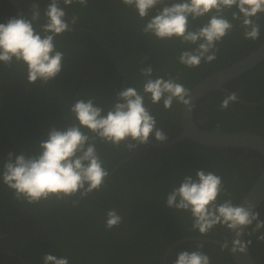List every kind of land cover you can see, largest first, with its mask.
Here are the masks:
<instances>
[{
    "label": "trees",
    "instance_id": "trees-1",
    "mask_svg": "<svg viewBox=\"0 0 264 264\" xmlns=\"http://www.w3.org/2000/svg\"><path fill=\"white\" fill-rule=\"evenodd\" d=\"M18 1L29 14L31 4H39L40 21L34 23V28L40 31L50 0ZM60 6L67 20L72 16L77 20L71 31L55 37L56 49L64 57L54 80L46 84L40 80L28 82L22 63L14 61L6 66L0 62V170L9 152L33 154L36 144L46 138L51 128L63 129L73 123L69 107L76 99L92 97L106 112L119 90L128 86L142 88L144 78L139 69L148 65L153 68V79H167L170 75L190 89L200 78L243 59L264 41V14L257 20L261 27L256 40L245 39L243 29L234 22L232 31L217 43L216 59L189 68L179 63L177 57L196 45L182 44L179 39H156L140 30L159 5L144 19L121 0H88L87 6L64 5L60 0ZM225 15L231 19L230 12ZM10 17H15L14 7L9 1L0 0V23ZM207 19L205 16L190 20V27H199ZM239 82L250 92L257 89L256 102L264 100V59L233 79L230 87L225 86L241 89ZM149 95L145 94L146 106L155 116L157 126L168 139L172 138L181 131V103L174 101L166 110L162 101H148ZM225 96L212 91L199 100L202 107L196 105L193 109L198 127L248 131L264 137V102L245 105L235 101L221 109ZM96 148L109 175L99 191L76 204L72 203L75 196L65 200L51 197L29 204L22 198L15 199L13 190L0 179V249L4 250L0 251V264H43L44 254L67 257L69 264H173L178 252L196 250L198 245L210 257V264H234L228 251L217 244L180 242L194 237L228 242L230 229L217 224L201 235L192 229L190 213L169 209L165 197L185 175L194 176L196 170L204 169L222 178L225 191L217 202L231 198L237 205L264 166L260 152L204 146L187 138L168 147L137 144L133 155L134 148L129 151L123 142L115 147L97 140ZM125 158L128 159L123 162ZM109 209H115L122 217L121 223L111 229L105 227ZM256 211L258 218L264 220V201ZM254 224L245 230V240L251 241L247 247L254 260L264 264V241L257 240L259 233L247 234ZM260 232L264 233V228Z\"/></svg>",
    "mask_w": 264,
    "mask_h": 264
},
{
    "label": "clouds",
    "instance_id": "clouds-1",
    "mask_svg": "<svg viewBox=\"0 0 264 264\" xmlns=\"http://www.w3.org/2000/svg\"><path fill=\"white\" fill-rule=\"evenodd\" d=\"M88 0H63L64 5L79 3L87 6ZM133 8L138 17H149L150 10L155 14L148 18L140 29L145 35L152 34L156 39H179L182 44L196 45L181 51L177 60L186 67H199L201 62L210 63L219 51L217 43L232 31L234 22L243 29L245 39L256 40L260 36V14H264V0H121ZM235 9V10H233ZM231 13L229 19L225 13ZM41 15L38 3L31 4V15L10 17L0 23V62L6 66L22 63L28 82L40 80L46 84L59 74L64 53L56 49L55 37L72 30L77 17L67 20L60 0H50L46 5V21L40 24V31L34 28ZM207 16L201 26L190 27V20ZM143 61H141L142 63ZM144 78L142 88L125 87L119 90L116 101L105 112L94 102V98L76 99L69 107L73 123L63 129L51 128L46 138L40 140L33 154H13L9 152L0 170V179L11 190L15 199L21 198L29 204L39 203L55 197L65 200L77 197L72 203L99 191L109 175L96 148V141L119 147L123 142L131 151L139 145L147 144L152 136L156 141L168 139L166 133L157 126V120L145 104V94L152 104H159L167 110L176 101L190 105V90L178 83L176 78L153 76L151 65L139 69ZM237 93L226 95L221 109L237 100ZM225 191L222 178L214 172L199 169L194 176L187 174L165 197L169 209L187 211L192 218V229L206 235L217 224L234 230L239 237L250 225L248 235H257L264 241V220H260L255 210V202L245 200L243 205L233 204L231 198L217 202ZM122 217L115 209L106 212L105 227L118 226ZM251 241L239 243L233 251L247 252ZM182 250L176 254L173 264H210V257L200 251ZM43 264H69L67 257L44 254Z\"/></svg>",
    "mask_w": 264,
    "mask_h": 264
},
{
    "label": "water",
    "instance_id": "water-1",
    "mask_svg": "<svg viewBox=\"0 0 264 264\" xmlns=\"http://www.w3.org/2000/svg\"><path fill=\"white\" fill-rule=\"evenodd\" d=\"M14 7L15 17L20 14L30 16L31 14L24 12L18 0H7ZM264 59V41L255 49L251 50L243 59L234 62L228 66L217 69L208 74L204 78H200L195 84L191 86L190 90V105H193L191 110L189 106L181 104L180 106V124L181 131L172 138L163 142H158L149 137L148 144L155 147H168L174 145L178 141L187 138L204 146H211L216 148H236V149H251L260 152L264 157V137L260 134L248 131H212L209 129H202L198 127L193 118V108L197 102L205 95L212 91H223L228 94L230 90L225 86L226 83L240 75L245 74L252 69L260 61ZM136 147L132 155L135 154ZM130 157V156H129ZM128 157V158H129ZM128 158L123 160L126 161ZM245 200H252L255 202V210L264 201V166L258 174L257 178L250 185L244 196L237 205H243ZM3 234L0 233V238ZM189 240L205 241L221 246L230 254L234 264H258L250 254L248 247L247 252L241 253L238 250L233 251L234 248L239 247V243L246 242L245 234L242 231L239 237L236 236L235 231L230 230L228 242L220 241L216 238L209 237H194L183 238L180 242ZM176 242L175 244H177ZM173 246V245H172ZM171 246V247H172ZM170 248L166 251L168 253ZM2 250V249H0ZM4 251V250H2ZM166 255V254H165ZM165 261V256L163 257Z\"/></svg>",
    "mask_w": 264,
    "mask_h": 264
},
{
    "label": "flooded vegetation",
    "instance_id": "flooded-vegetation-1",
    "mask_svg": "<svg viewBox=\"0 0 264 264\" xmlns=\"http://www.w3.org/2000/svg\"><path fill=\"white\" fill-rule=\"evenodd\" d=\"M225 66H228V65H224V66H222V67H220V68H223V67H225ZM219 68V69H220ZM240 83V86H242V88L241 89H231V88H227L228 90H230L231 92H236L237 93V102H239V103H242V104H245V105H248V104H250V105H259V104H262L263 102H264V100H261V101H259V102H256V100H255V95H257V89H255L254 91H253V89H252V92H250V90H248L244 85H243V82H239ZM238 83V84H239ZM195 84V83H194ZM225 85H227V86H229L230 87V85H231V82H229V83H226ZM191 88V87H190ZM218 92H220L221 94H224V95H228V93H226V92H223V91H218ZM215 95V94H214ZM261 96H263V94L260 92V94H259V97H261ZM247 98H249V99H252L253 101H247V100H245V99H247ZM264 98V97H263ZM199 102H197L196 104H195V106H194V108L196 107V105H199L198 104ZM200 106V105H199ZM200 107H202V105L200 106ZM193 108V109H194ZM0 251H2V250H0Z\"/></svg>",
    "mask_w": 264,
    "mask_h": 264
}]
</instances>
